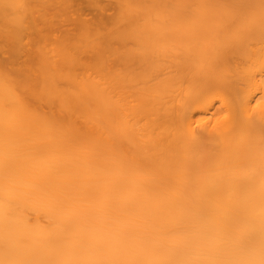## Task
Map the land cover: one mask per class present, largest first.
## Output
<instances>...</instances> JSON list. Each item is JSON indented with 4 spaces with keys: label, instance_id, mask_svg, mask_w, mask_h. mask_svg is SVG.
I'll return each mask as SVG.
<instances>
[{
    "label": "bare ground",
    "instance_id": "6f19581e",
    "mask_svg": "<svg viewBox=\"0 0 264 264\" xmlns=\"http://www.w3.org/2000/svg\"><path fill=\"white\" fill-rule=\"evenodd\" d=\"M74 2L0 0V264H264V0Z\"/></svg>",
    "mask_w": 264,
    "mask_h": 264
},
{
    "label": "rangeland",
    "instance_id": "374dc122",
    "mask_svg": "<svg viewBox=\"0 0 264 264\" xmlns=\"http://www.w3.org/2000/svg\"><path fill=\"white\" fill-rule=\"evenodd\" d=\"M97 2L98 5L93 6L88 0H75L73 4L75 14L68 18L63 17L57 21V24L61 25L56 28L51 39L62 37L66 31L71 36L78 35L80 33V21L87 22L93 30L109 31L113 26V17L116 13L115 0H97ZM7 60L8 55L0 52V64L7 62ZM25 60L26 57L23 56L17 60V63L22 64Z\"/></svg>",
    "mask_w": 264,
    "mask_h": 264
}]
</instances>
